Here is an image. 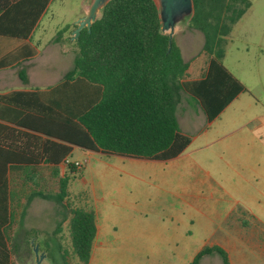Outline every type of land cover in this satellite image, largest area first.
Here are the masks:
<instances>
[{
  "label": "trees",
  "instance_id": "16d2710c",
  "mask_svg": "<svg viewBox=\"0 0 264 264\" xmlns=\"http://www.w3.org/2000/svg\"><path fill=\"white\" fill-rule=\"evenodd\" d=\"M20 1L0 0V14ZM193 2L195 11L187 24L204 34V50L228 73L222 61L226 37L252 2ZM72 27L76 25L58 30L55 40L60 41ZM161 28L159 8L154 0L109 1L91 31L81 30L73 68L66 72L61 83L40 93L57 116L34 112L17 124L103 153L156 160L180 155L191 142L182 133L176 115L178 93L187 89L183 79L188 63L174 38L169 50V35ZM32 56L34 52L29 50L27 57ZM19 76L24 83L28 81L25 67L19 70ZM16 134L19 137L12 138L9 128L0 125V264H12L11 229L15 212L10 214L8 202L10 196L14 203L20 200L15 191L9 192L7 167L35 166L41 157L36 138L30 141L29 136ZM62 148L56 153L66 155L69 149ZM44 151L48 161L53 162L52 152ZM68 170L72 175L80 171L72 163L68 164ZM29 180L38 188L30 194L29 202L41 196L67 206L73 255L78 264H88L97 235L96 212L89 207L88 197L83 198L88 203L81 199L79 205L69 200L71 176L68 175L58 178V191L54 194H46L38 178L29 177ZM58 248L66 261L68 251L61 241ZM214 253L221 256L222 264H231L228 252L218 244L205 245L188 264H201L205 256Z\"/></svg>",
  "mask_w": 264,
  "mask_h": 264
},
{
  "label": "rangeland",
  "instance_id": "374dc122",
  "mask_svg": "<svg viewBox=\"0 0 264 264\" xmlns=\"http://www.w3.org/2000/svg\"><path fill=\"white\" fill-rule=\"evenodd\" d=\"M89 2L54 0L47 16L54 15L59 28L72 26ZM251 2L240 25L264 10V0ZM187 22L182 26L189 27ZM45 28L36 71L41 76L44 68L50 69L47 79L55 84L73 68L79 46L69 32L57 42L54 24ZM32 41L37 43L36 35ZM193 148L179 159L136 158L135 162L76 149L74 158L89 161L70 174L69 200L79 205L88 197L89 203L83 202L96 210L100 226L88 264H188L203 246L214 244L226 249L231 264H264V156L260 167L254 161L229 162L232 168L234 163H247L246 186L236 187L244 178L232 174L222 178L225 188L208 190L194 183L198 169ZM43 184L47 194L58 190L51 181L43 180ZM32 239L47 255L44 264L79 263L71 248L67 206L41 197L29 203L26 214L18 216L11 229L12 264H35ZM60 241L68 251L66 261L58 248ZM201 264H222V258L214 253Z\"/></svg>",
  "mask_w": 264,
  "mask_h": 264
},
{
  "label": "crops",
  "instance_id": "0c3cea01",
  "mask_svg": "<svg viewBox=\"0 0 264 264\" xmlns=\"http://www.w3.org/2000/svg\"><path fill=\"white\" fill-rule=\"evenodd\" d=\"M53 1L21 0L0 14V125L9 128L12 138L19 137L16 133L29 136L30 141H33L31 138H36L41 152L38 165L10 164L7 167L6 181L9 192L15 191L20 196L16 203L11 196L8 202L10 214L15 212V223L18 216L23 217L26 214L29 203L41 197L37 196L31 202L28 201L30 194L38 190L29 177L38 178L42 190L45 188L43 180L58 186L60 176L71 174L66 160L89 161L88 158H74L76 149L93 151L17 124L25 115L34 112L45 113L50 117L56 114L40 93L49 91L61 83L64 76L54 84L49 83L47 79L50 77V69L44 68L41 76H38L36 71L37 59L41 52L38 46L41 44L43 33L46 32L45 27L54 24L58 31L68 25L59 28V23H54V15L47 16ZM250 8L243 17L248 14ZM86 10L87 4L83 13L76 19L84 15ZM242 18L226 37L222 61L231 75L216 64L212 56L204 50V34L200 30L186 28L181 24L173 36L188 63L187 74L183 79L187 89L178 93L176 115L182 133L190 137L191 142L180 155L162 161L179 159L194 147L192 152L196 153L195 165L198 169L194 183L199 187L205 186L208 190L213 186L225 188L226 182L222 178L232 174L244 178V181L235 183L236 187L246 186V175L243 173L247 163H234L232 168L229 162L254 161L256 166L260 167L264 156V10L255 12L253 18L240 25ZM34 35L37 43L32 41ZM29 50L34 52V56L27 57ZM23 67L27 69L28 74L26 83L19 76V70ZM62 147L69 149L66 155L56 153L58 149H63ZM43 149L52 152L53 157L55 156L53 162L48 161ZM117 159L139 161L134 160V157L122 155ZM45 199L55 202L53 199ZM96 223L97 235L93 247L97 246L99 236L97 213Z\"/></svg>",
  "mask_w": 264,
  "mask_h": 264
},
{
  "label": "water",
  "instance_id": "95a60500",
  "mask_svg": "<svg viewBox=\"0 0 264 264\" xmlns=\"http://www.w3.org/2000/svg\"><path fill=\"white\" fill-rule=\"evenodd\" d=\"M111 0H90L86 13L80 16L74 24L70 33L71 40H77L83 28L91 31L92 24L97 20L101 10ZM159 8V15L162 24V32L169 35V50L172 47L173 36L176 28L182 23L189 20L194 14L193 0H154ZM33 251L35 254V264H44L46 253L40 251V245L35 243V239L31 240ZM48 264V263H46Z\"/></svg>",
  "mask_w": 264,
  "mask_h": 264
},
{
  "label": "built area",
  "instance_id": "2783aa9c",
  "mask_svg": "<svg viewBox=\"0 0 264 264\" xmlns=\"http://www.w3.org/2000/svg\"><path fill=\"white\" fill-rule=\"evenodd\" d=\"M87 162H88L87 159H85L83 161H79V160H76V161L66 160V163L67 164H71L72 163L78 169H80L81 167H83Z\"/></svg>",
  "mask_w": 264,
  "mask_h": 264
}]
</instances>
